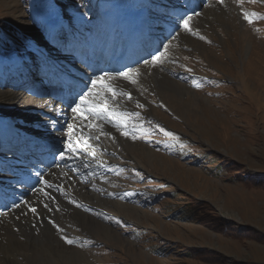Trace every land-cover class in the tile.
I'll return each instance as SVG.
<instances>
[{
  "label": "rangeland",
  "instance_id": "374dc122",
  "mask_svg": "<svg viewBox=\"0 0 264 264\" xmlns=\"http://www.w3.org/2000/svg\"><path fill=\"white\" fill-rule=\"evenodd\" d=\"M185 1L118 0V8H106L101 0H0V104L7 107L0 108V120L11 124L3 128L11 129L18 143L25 139L31 147L46 141L53 151L58 148L47 162L35 152L41 146L33 147L34 154L25 152L29 148L18 151L28 172L47 167L45 177L50 174L53 186L63 190V202L51 214L56 238L39 244L46 264L264 263V186L256 185L264 178V0H192L187 7ZM167 13L175 21H162ZM153 15L159 18L154 21ZM188 16L192 31L180 24ZM107 25L142 26L144 34L158 25L165 31L155 32V43L168 44L163 41L158 52L152 45L151 56L160 59L151 68L131 59L122 62V56L116 75L105 76L104 84L93 88L91 81L104 69L108 74L109 64L99 66L103 49L96 51ZM74 47L80 55L86 49V55L73 60L68 74L58 65L57 80L85 69L90 47V62L97 66L87 69L88 78L70 80L66 91L73 87L77 92L73 101L63 94V81L44 78L49 65L39 52L57 63L67 60ZM129 70L131 79L120 75ZM156 77L168 79L170 87L158 85ZM106 85L113 86L115 96ZM28 87L46 97L30 94ZM81 95L90 102L81 106L88 111L83 116L73 111ZM50 98L66 106L56 134L82 149L69 162L59 159L66 146L50 133L46 119L31 123V114L44 112L29 114L32 108L23 102L51 100L56 106ZM19 101L15 108L27 113H14L18 110L12 106ZM15 115L19 123L8 121ZM6 157L11 158L0 150V178L10 173L15 181L14 170L2 168L10 164ZM19 208L10 209L21 214ZM61 231L74 243L68 244ZM0 264L35 263L22 256L2 257Z\"/></svg>",
  "mask_w": 264,
  "mask_h": 264
},
{
  "label": "bare ground",
  "instance_id": "6f19581e",
  "mask_svg": "<svg viewBox=\"0 0 264 264\" xmlns=\"http://www.w3.org/2000/svg\"><path fill=\"white\" fill-rule=\"evenodd\" d=\"M130 15L131 14H129V16ZM113 24H115V23L113 22ZM106 28H107L106 33L100 34V36H99L101 38V40H100L99 47L96 49V51H101V49H104L103 50L104 54H105L106 46L111 44L110 41L107 42V38L109 36H111V38L115 39L117 41V43H120L119 38L121 35L126 34L128 32H131L132 28H133V30H137L135 32H138L142 29V26L137 27L136 29H134V27H124V28L119 29L118 27L115 28V27L107 25ZM119 31H121V32H119ZM93 42H94V40H93ZM125 44H126V42H125ZM109 48H110V46H109ZM91 50L92 49L90 47V51H89L90 54L88 55L89 60L86 64L87 65L86 68L85 69L81 68V69H77V70L75 69L73 74H71V76H72L71 79L76 78L77 80L82 81L83 79H85L84 77L88 78L89 76H91L87 72V69H89L88 71H91L92 66L93 67L97 66L96 65L97 61L94 60L92 63L90 62ZM127 50L128 49H125V46L117 47L115 45V47H113V49L111 50L112 58L109 60L112 63L109 64L107 75H109V76H115L116 75V71L118 70L119 65H121L120 59L122 56H124V53H122V51L126 52ZM104 54L102 55L100 60H98V61H100V64L102 63V59L104 57ZM94 58L96 59L97 57H94ZM152 58H153V56L150 55L149 57L145 58L144 61H147L149 59H151V61H152ZM138 59H140V58L138 57ZM138 61H140V60H138ZM152 64L153 63H150L148 66L151 68ZM58 72L60 73V71H58ZM151 72H153V71H151ZM132 73H133V71H132ZM61 75H62V73H61ZM66 77H65V80L63 82H61V84L64 83V85L60 86L63 91H66V89L70 83V81H68V79H67L69 77H67V78ZM79 77H81V78L79 79ZM155 80H156L157 84L163 88H169L170 87V81L164 77L157 78ZM36 93H37L36 96L38 98L43 99V97L44 98L46 97V96H44L45 94L42 97V95H40V93L38 91H36ZM47 97H48V95H47ZM50 99H52V98H50ZM52 100H53V102H55V99H52ZM50 101L47 100V101H41V102L37 103L35 99L34 100L31 99V100H25L23 102L27 108H29V107L32 108L29 111V114L34 113L36 109H39V110H41V112H44V113L39 114V115L31 114L30 116L35 117V119L31 123L35 122V120L46 119L45 125L49 129L50 133H52V134L55 133L56 136L61 137L60 141L65 143V146H66L65 149H63L58 154V156L60 157L59 159L61 161L69 162L71 159H76V157L79 158L81 155H78V154L80 151H82V149L81 148L78 149L76 146H74L72 144L73 147L76 148V151H74V153L72 154L71 153L72 150L69 149L68 138L62 134L57 133L58 134L57 135L55 132V127L58 126V119H60V117L64 114V109L66 110V106L64 105V103L62 101L59 103L56 101L55 102L56 106H55V104H51L52 101L51 102ZM14 103L15 104H13L12 108L18 110V111H15L14 113H16V112L18 113L19 111H21V109H17L15 107H17L16 106L17 103H21V101L14 102ZM88 103H90V102H88ZM47 104H51V106H46ZM91 106H92V103H91ZM0 108L2 110V109H6L7 107L3 108V106H1V104H0ZM67 111H71V108L68 109ZM83 111L88 113V111H86V110H83ZM0 112H2V111H0ZM21 113L25 114L27 112L25 111V112H21ZM21 113L19 112L18 114H21ZM91 114H93V112H91ZM64 118H67V115H65ZM20 120H21L20 116L15 115V117L10 118L8 121H10L12 123H16V122L19 123ZM6 122H2L3 125L0 124V131L4 130L6 128V127L3 128V126H5V125L10 126L11 125V124H5ZM9 126H7V127H9ZM125 133H127V132L125 131ZM19 141H21V140H19ZM4 142H5L4 143L5 145L3 146L4 148L1 147L0 150H2L4 152L5 156H7L6 154H7L8 150L6 148L9 149L10 146H14V143H18V141L17 140H11V141L9 140L7 142L6 141H4ZM7 143H9V144H7ZM19 143H22V142H19ZM17 147H18V144H16V146H15V148H16L15 154L13 155V157L10 156L13 159L6 157L7 162H9L12 165V167L8 169L7 167L5 168V166H7V165L2 166V168H4L5 171H7V172H9L10 169L14 170V174L16 176V177H14V180L19 179V177H23V173L26 174L28 172L26 169L27 165L24 162H19V161H21L22 158L18 157L19 156L18 151L19 150L21 151L22 149L29 148V150H27V151L25 150V152L32 154L33 149H34L33 147L30 148L29 145H27L26 147L22 146L21 148H19V147L17 148ZM91 149H94V148H91ZM35 152H37V151H35ZM83 154H84V152H83ZM51 155L53 156L55 154H51ZM51 155H50V157H51ZM74 155H75V157H73ZM1 158L3 160H6L2 156H1ZM14 159H16L17 161L13 163ZM40 167L41 166H39V167L35 166L32 168L31 172H29L30 176L33 179H36V183L41 184V187L40 188L38 187V189H39V191L37 190L38 193L34 192L35 188H33V185H30V188H28L25 185H19V183L24 184L23 181H21V179H19L18 181H13V179H12L13 177H11L10 173L6 174V177L3 175V177L0 178V183L2 185V188H5L4 186H6L8 188V189H5L7 191L5 193V195H7L11 198H12V196L15 197V199L12 200L11 204L14 205L15 203H18L16 205V207L20 206L19 209H21L23 207L21 209L22 210L21 214H18V213L15 214V212L12 211L14 209L6 210L4 213L0 212V258L4 257L8 260H15V259H19L22 256L23 257L29 256L30 259L35 264H43V263L46 264V261H45L46 253L44 255V252L42 250H40L41 248L39 249V244L50 241L53 237H55L52 235L53 229H54V233H55V228H53V224L55 226V220L51 216V214L57 209V207L59 205H61L60 203L63 202V201L60 202L63 190L59 191V189H57V187L53 186V182H52V179L50 178V176H51L50 174H46V177H45L44 173L48 168L45 166H42L41 167V168H43V170H42V169H40ZM2 172L3 171H0L1 174H2ZM57 176H59V175L57 174ZM15 184L18 186L13 187ZM48 185H51V186L49 187ZM34 186H36V184H34ZM12 189H13V191H12ZM16 190H18V191H16ZM30 197H32V198L30 199ZM28 201H31V202L26 204ZM1 208L2 207L0 206V210H1ZM32 208L36 209L35 213H33L31 211ZM77 208L81 209L79 206H77ZM79 211H81V210H79ZM52 222H53V224H52ZM73 233H75V231ZM62 235H64L65 238L67 237V235L64 233V231L62 232ZM70 240H72V239H70ZM60 250H61V248H60ZM28 251H30V253H28ZM77 251H80V250H77ZM77 251H73V254L71 256L72 260H75L76 257L78 258V254L76 253ZM83 251H84V249H83ZM86 253H89V252H86ZM70 264H77V261H76V263L72 262ZM89 264H92V263L90 262Z\"/></svg>",
  "mask_w": 264,
  "mask_h": 264
},
{
  "label": "snow or ice",
  "instance_id": "6c2138e0",
  "mask_svg": "<svg viewBox=\"0 0 264 264\" xmlns=\"http://www.w3.org/2000/svg\"><path fill=\"white\" fill-rule=\"evenodd\" d=\"M221 2H223V0H221ZM238 2H239V0H238ZM252 15H256V14L253 13ZM244 18H245L246 20H248L249 23H252V20L249 19V14H248V13H245V14H244ZM191 19H192L191 16H188L187 18H181V19H180V24H181V26L184 28L185 31H192V29H191L190 26H189V25H190V21H191ZM159 59H160L159 56H153L152 61H145V63H146V64H147V63H153V64H155V63H158V62H159ZM120 75L123 76L125 79H131V76H132L133 74H132L131 70H129L128 72H122V73H120ZM105 76H107V74H105ZM105 76H101V77H99L97 80H93V81H91V85H92V87L95 88V87L97 86V84H104V82H105ZM132 82L135 83V80L133 79ZM108 90H109V91H112L113 96L116 95L115 91L112 90L111 88H109ZM87 95H91V90L89 91V93H88ZM87 95H81V96H80V102H79V103L76 105V107L73 109L74 112L79 113L81 116L84 115L83 111L81 110V106H82V105H86V104L88 103ZM125 135H127V133H125ZM85 142H86V141H85ZM69 149L72 150V151H76V148H74L73 145H72L71 143H69ZM48 186L50 187L51 185H48ZM31 211H32L33 213H35V212H36V209H35V208H32ZM65 239H66V238H65ZM66 242H67L68 244H73V243H74V241H72V240H67V239H66Z\"/></svg>",
  "mask_w": 264,
  "mask_h": 264
},
{
  "label": "trees",
  "instance_id": "16d2710c",
  "mask_svg": "<svg viewBox=\"0 0 264 264\" xmlns=\"http://www.w3.org/2000/svg\"><path fill=\"white\" fill-rule=\"evenodd\" d=\"M262 180H264V178H262V176H261V177L259 178V182H257V184L255 183V184H256L258 187H260V186L263 187V186H264V181H262ZM254 264H264V263H254Z\"/></svg>",
  "mask_w": 264,
  "mask_h": 264
}]
</instances>
